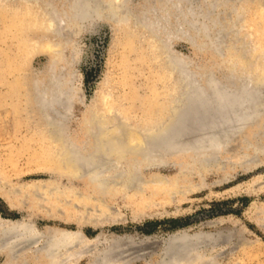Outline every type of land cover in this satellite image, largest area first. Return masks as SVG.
Wrapping results in <instances>:
<instances>
[{"label":"rangeland","instance_id":"rangeland-1","mask_svg":"<svg viewBox=\"0 0 264 264\" xmlns=\"http://www.w3.org/2000/svg\"><path fill=\"white\" fill-rule=\"evenodd\" d=\"M130 1L135 10L145 2ZM261 2L242 0L236 5L237 15L234 13L230 18L240 20L239 26L242 22L238 28V38L243 42L240 49L232 48L227 42V49L220 57L209 49H196L184 40L174 39L170 44L172 52L185 58L198 71L210 67L225 71L222 60L230 59V64L234 61L232 66L240 68L239 71L243 68L242 72L250 77L264 79V5H260ZM90 21L91 24L74 28L83 27L72 37L78 53L70 56L67 46L62 49V60L66 63L63 73L73 71L71 84L75 87V96L63 114L62 139H52L41 113L35 108L30 89L31 79L46 74L52 48L49 50L47 44L39 43V36L34 35L36 28L31 10L0 0L1 193L9 186L23 189L32 183L43 186L54 181L63 186L61 192L71 187L70 192L54 197L45 194L43 187L39 188L41 208L35 212L25 206L12 209L0 196V218H27L40 232L48 229L82 232L91 248L89 255L79 259L77 264L102 261L106 255L107 259L115 257V261L122 264H156L176 233H211L229 228L245 230L250 247L245 264H264V231L255 225L256 219L264 217V151L257 154V161L243 163L246 155L252 153L246 144L264 120V103L259 106L262 113L257 120L235 132L233 140L216 151V166L197 163V156L188 151L167 154L141 169L140 185L122 190L120 197L104 195L103 205L81 196L82 191L96 192L84 180L69 182L60 178L67 176L73 163L60 161L66 150L58 149L59 144L64 140L72 147L91 149L95 131L90 121L104 119L112 131H117L113 125L119 119L123 127L133 133L135 139L127 142L132 145L140 142L137 131L162 121L171 105L168 96L171 79L149 33L140 27L114 26L104 22V18L95 17ZM67 31L62 29L63 37ZM196 39L200 41L198 36ZM64 81L65 86H69L66 77ZM57 199L65 205L68 200L69 206H91L96 214L103 210L110 219L95 226L77 224L69 218L66 221L49 218L48 203L56 205Z\"/></svg>","mask_w":264,"mask_h":264},{"label":"bare ground","instance_id":"bare-ground-1","mask_svg":"<svg viewBox=\"0 0 264 264\" xmlns=\"http://www.w3.org/2000/svg\"><path fill=\"white\" fill-rule=\"evenodd\" d=\"M1 1L31 10L36 28L34 35L39 36V43L47 44L49 50L52 48L49 54L52 60L46 66V74L30 81L35 108L41 113L52 139H62L63 114L70 108V100L75 96V87L71 84L73 71L66 70L63 73L66 63L62 60L64 46L69 48L70 56L78 53L74 42L76 40H72V37L83 27L77 30L74 29L75 26L91 24V19L99 17L114 26L140 27L149 33L156 51L162 55L164 67L171 79L172 88L168 96L173 109L172 117L164 122V130L146 137L144 135L140 137V142L129 145L127 142L135 139L133 134L128 137L127 133H109L106 123L92 120L89 123L104 124L105 131L98 138L99 143L96 140L88 150L75 145L72 147L64 140L58 146V149L66 150L64 159L60 161L64 164L73 163L69 167V173L65 174L67 176L62 175L60 178L69 182L74 179L84 180L96 191L93 194L81 192V196H87L91 201H98L103 205L104 195L120 197L122 190L136 188L140 185L138 179L141 169L162 160L167 154L188 151L197 156V163L216 166L218 160H214V155L217 150L225 147L227 137L257 120L262 113L259 106L264 100V79L252 82L251 75L242 72V67L239 71L240 68L232 66L234 61L230 64V59L222 60L225 71H217L216 68L213 70L211 67L198 71L170 48L174 39H180L196 49H209L220 57L224 54V49H227V42L231 43L232 48L238 49L240 44L243 45L238 38V28L242 22L239 26L240 20L230 18L235 13L236 5L242 0H145L136 10L130 0ZM260 5H264V0ZM63 28L68 30L65 37L61 33ZM197 36L200 41L196 39ZM65 77L69 86H65ZM116 124L118 122L114 125ZM92 129L94 130L93 127ZM149 130H145L144 134H148ZM97 135L92 133L93 137ZM246 146L252 150L243 161L247 165L253 160L257 161V154L264 151V120L255 129L252 140ZM41 187L45 194H51L52 197L63 194L64 191L70 192L71 188L61 192L63 186L55 181L43 186L32 183L23 189L21 186H9L2 193L0 189V196L12 209L25 206L35 212L41 208L38 191ZM108 190L114 192L109 193ZM69 204L68 200L65 205L58 199L56 205L48 203L49 218L64 221L69 218L77 224L88 223L95 226L110 219L103 210L96 214L91 206ZM255 225L264 231V217L256 219ZM90 248L89 239L78 230L48 229L40 232L27 218H0L2 264H77L79 259L89 255ZM164 248L165 251L156 264H245L250 247L245 230L229 228L211 233L179 232L171 237ZM106 257L90 264H122L115 261V257L113 260Z\"/></svg>","mask_w":264,"mask_h":264},{"label":"water","instance_id":"water-1","mask_svg":"<svg viewBox=\"0 0 264 264\" xmlns=\"http://www.w3.org/2000/svg\"><path fill=\"white\" fill-rule=\"evenodd\" d=\"M256 79L255 78H253V79H251V81L252 82H254ZM252 82H251V85H252ZM263 99H264V97H263ZM264 102V100L260 103V105L262 104ZM260 109V108H259ZM172 115H173V109H171V106L168 108V112H167V114L165 115V118L162 120V121H160V122H158V123H156L155 125H153L152 127H150V128H148V129H150L149 131H148V134H144V131L145 130H143V131H137V133L139 134V136L140 137H142V136H144L145 135V137L146 136H148V135H152L151 133H153V134H155V133H157V132H159V131H162V130H164V122L166 121V120H168L169 118H171L172 117ZM95 121L96 120H100V121H102L103 123H106V125L107 126H105V127H107V132H109V133H124L123 135H125L126 133V136H128L129 137V135H132L133 133L131 132V131H129V129H125L124 127H123V124H122V122L119 120V119H117V122H118V125L116 124V125H113V126H115L114 128L117 130V131H112V129H111V127H109V123H107V121H105L104 119H101V118H95L94 119ZM253 120V119H252ZM103 125L104 124H102L101 125V123L99 124V123H93V128H94V133L95 134H98L97 136H92L91 138H92V143H95L96 142V140L98 141V143H99V137H101V135H103V132L105 131L104 130V128H103ZM242 128V127H241ZM148 129H146V130H148ZM96 137V138H95ZM231 137L232 136H229V137H227L228 139H227V141L225 142V146L227 145V143L231 140ZM224 148V147H223ZM217 160V158H215L214 157V160ZM10 220H17V219H10Z\"/></svg>","mask_w":264,"mask_h":264}]
</instances>
